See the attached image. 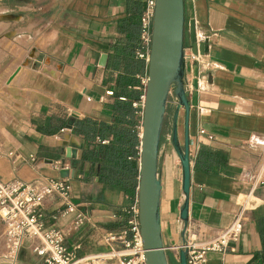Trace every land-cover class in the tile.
I'll list each match as a JSON object with an SVG mask.
<instances>
[{
  "label": "crops",
  "instance_id": "0c3cea01",
  "mask_svg": "<svg viewBox=\"0 0 264 264\" xmlns=\"http://www.w3.org/2000/svg\"><path fill=\"white\" fill-rule=\"evenodd\" d=\"M183 1L180 83L189 101L190 161L184 235L208 239L249 204L240 237L224 252H208L205 264H264V187L247 196L244 179L259 162L257 148L264 142V0ZM125 10V0H0V14L13 16L0 19L4 26L0 29L4 54L0 60V181L18 178L39 184L44 178H68L76 211L64 213L57 196L47 197L41 210L46 226L62 227L76 213L85 216L83 224L65 236V244L77 257L106 252L103 234L126 227L128 210L138 203L137 187L125 190L98 181L92 163L84 157L93 143L77 126L86 119L113 122L117 71L109 64L114 45L124 43L116 25ZM12 46L15 52L6 48ZM147 74L148 62H144L140 73L122 76L123 86L141 95ZM140 95L131 103L137 117L138 155ZM173 98L171 93L168 101ZM184 118L180 108L181 147ZM170 130L171 119L158 148L159 220L168 257L178 263L184 194ZM107 142L95 136L94 143ZM68 149H75V157L67 156ZM54 161L64 167L53 168ZM19 255L21 261L27 256L24 247Z\"/></svg>",
  "mask_w": 264,
  "mask_h": 264
},
{
  "label": "built area",
  "instance_id": "2783aa9c",
  "mask_svg": "<svg viewBox=\"0 0 264 264\" xmlns=\"http://www.w3.org/2000/svg\"><path fill=\"white\" fill-rule=\"evenodd\" d=\"M144 10L140 17V48L136 57L148 62L151 44L152 20L155 0H143ZM112 94V91H107ZM176 99L173 98L174 104ZM144 93L140 95L139 105L143 107ZM134 105H138L134 103ZM203 132V131H202ZM209 137H211L209 135ZM140 153V147H139ZM259 162L244 175L251 196L259 187H264V142L258 148ZM34 160L33 157H29ZM53 168L60 169L61 161H54ZM59 197L65 208L64 213L76 211V205L70 201V182L68 178H44L39 183L26 182L18 178L0 181V258L2 264H18L20 249L25 247L42 260L43 264H94L95 261L114 264H145L144 248L140 233L138 203L130 206L126 227L103 234L102 240L108 250L103 253L77 257L65 244V236L78 229L85 216L76 213L62 227L46 226L43 222L41 207L47 197ZM138 202V201H137ZM245 204L235 213L231 223L219 229L212 237L198 240L185 234L177 248L185 250L187 264H205L210 251L224 252L230 243L237 241L243 232L246 220ZM186 231V229H185ZM79 245L75 246V249Z\"/></svg>",
  "mask_w": 264,
  "mask_h": 264
},
{
  "label": "water",
  "instance_id": "95a60500",
  "mask_svg": "<svg viewBox=\"0 0 264 264\" xmlns=\"http://www.w3.org/2000/svg\"><path fill=\"white\" fill-rule=\"evenodd\" d=\"M183 27V0H155L142 111L137 184L138 218L145 264H170L161 237L159 220L161 183L157 176V158L163 118L171 93L176 99L171 116V142L179 158L181 185L184 194L179 213L183 236L188 219L190 185L189 101L184 87L180 83L184 48ZM101 64H105V61H101ZM180 108L185 111L183 147L180 146L177 135ZM75 155V149L67 150L68 157H75ZM177 262L178 264H187L185 250L181 248L178 251Z\"/></svg>",
  "mask_w": 264,
  "mask_h": 264
},
{
  "label": "trees",
  "instance_id": "16d2710c",
  "mask_svg": "<svg viewBox=\"0 0 264 264\" xmlns=\"http://www.w3.org/2000/svg\"><path fill=\"white\" fill-rule=\"evenodd\" d=\"M125 17L117 21V32L124 37L123 44L113 47V60L109 68L117 71L115 78V101L111 106L112 123H97L86 119L77 126L86 139L93 143L84 157L92 163V172L100 183L125 190L137 187L139 172L137 148L139 138L135 125L137 117L132 101L139 99V91H127L122 76L142 71L144 60L136 57L140 48V17L144 10L143 0H125ZM135 84V82H134ZM123 97L124 100H121ZM80 125V126H79ZM95 136L107 138L105 144L94 143Z\"/></svg>",
  "mask_w": 264,
  "mask_h": 264
},
{
  "label": "rangeland",
  "instance_id": "374dc122",
  "mask_svg": "<svg viewBox=\"0 0 264 264\" xmlns=\"http://www.w3.org/2000/svg\"><path fill=\"white\" fill-rule=\"evenodd\" d=\"M2 28H4V26L1 27L0 29H2ZM27 29L30 30V27H28ZM6 48H8V50H10L12 52H15L14 49H16L13 46L12 47H6ZM3 55L4 54H2V51H1L0 52V60L3 58ZM168 100H169V98H168ZM172 107H173L172 103L170 101H168L167 102V107H166V112H165V115H164V118H163V123H162L161 137H160V141L161 142L164 141V139L166 137V134L168 132V127H169V123H170V119H171L170 117L172 116L171 115V113H172ZM1 227L2 226L0 225V232H1ZM24 249L26 251L27 256L25 255L26 257L24 256V259L21 261V258H23V257H22V255H19L18 256V264H38L37 259H35L33 257L34 254L31 253V252H29L25 247H24ZM0 253H1V243H0ZM168 260H169V263L170 264H178L175 261H172L170 259V256L168 257ZM0 264H2L1 258H0Z\"/></svg>",
  "mask_w": 264,
  "mask_h": 264
},
{
  "label": "bare ground",
  "instance_id": "6f19581e",
  "mask_svg": "<svg viewBox=\"0 0 264 264\" xmlns=\"http://www.w3.org/2000/svg\"><path fill=\"white\" fill-rule=\"evenodd\" d=\"M11 17H13V16H11V15H9V14H5V13H2V14H0V19H10ZM22 72V71H21ZM17 75V74H16ZM21 77V76H20ZM14 78V80L13 81H16L17 80V77L15 78V77H13Z\"/></svg>",
  "mask_w": 264,
  "mask_h": 264
}]
</instances>
